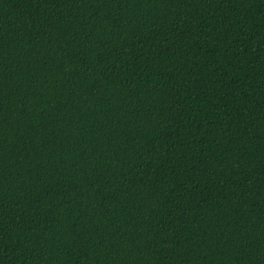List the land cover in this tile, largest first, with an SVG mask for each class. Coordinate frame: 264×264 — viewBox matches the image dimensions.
<instances>
[{"label":"trees","instance_id":"16d2710c","mask_svg":"<svg viewBox=\"0 0 264 264\" xmlns=\"http://www.w3.org/2000/svg\"><path fill=\"white\" fill-rule=\"evenodd\" d=\"M0 264H264V0H0Z\"/></svg>","mask_w":264,"mask_h":264}]
</instances>
